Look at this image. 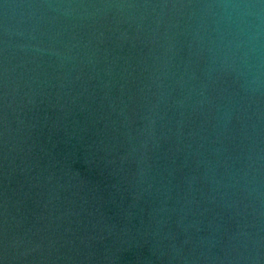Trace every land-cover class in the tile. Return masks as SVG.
<instances>
[{
    "label": "water",
    "instance_id": "obj_1",
    "mask_svg": "<svg viewBox=\"0 0 264 264\" xmlns=\"http://www.w3.org/2000/svg\"><path fill=\"white\" fill-rule=\"evenodd\" d=\"M0 264H264V0H0Z\"/></svg>",
    "mask_w": 264,
    "mask_h": 264
}]
</instances>
